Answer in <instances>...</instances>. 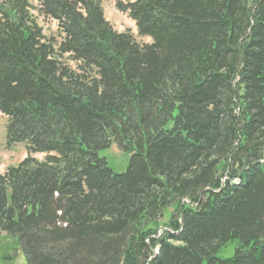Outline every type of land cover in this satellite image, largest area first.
Returning <instances> with one entry per match:
<instances>
[{
    "label": "trees",
    "instance_id": "16d2710c",
    "mask_svg": "<svg viewBox=\"0 0 264 264\" xmlns=\"http://www.w3.org/2000/svg\"><path fill=\"white\" fill-rule=\"evenodd\" d=\"M115 6L150 43L101 0H0V113L27 153L0 234L26 264H264V0Z\"/></svg>",
    "mask_w": 264,
    "mask_h": 264
},
{
    "label": "rangeland",
    "instance_id": "374dc122",
    "mask_svg": "<svg viewBox=\"0 0 264 264\" xmlns=\"http://www.w3.org/2000/svg\"><path fill=\"white\" fill-rule=\"evenodd\" d=\"M129 0H101L104 15L106 19H110L111 25L117 32H131L129 18L123 15L116 9V2L127 3ZM116 22V23H115ZM38 23L42 26L44 33L47 36H54L57 38L56 25L52 21H44L38 19ZM119 29V31L117 30ZM133 35L136 41L140 44L150 43L148 38H142L137 35L134 30ZM69 65L74 67V64L69 62ZM6 125L7 119L0 113V173H4L10 166H17L27 155L24 144H15L8 146L6 144ZM31 157L36 160H43V154H33ZM99 157L107 161L108 167L115 173L121 174L126 171L129 156L117 150L115 145L109 149L99 152ZM169 212L166 213L164 221L168 218ZM234 243L227 246L218 254L219 258H228L233 255ZM0 264H26L24 256L13 245V243L0 234Z\"/></svg>",
    "mask_w": 264,
    "mask_h": 264
},
{
    "label": "crops",
    "instance_id": "0c3cea01",
    "mask_svg": "<svg viewBox=\"0 0 264 264\" xmlns=\"http://www.w3.org/2000/svg\"><path fill=\"white\" fill-rule=\"evenodd\" d=\"M130 2H132L133 0H129ZM123 14V13H122ZM123 15H125L126 17H127V15L126 14H123ZM109 23L111 22L110 21V19L108 20V19H106ZM129 21H130V29H131V34H133V32H134V30L137 32V30H136V26H135V22H133L132 20H130L129 19ZM116 23V22H115ZM111 24V23H110ZM114 28V27H113ZM115 29V28H114ZM116 30V29H115ZM118 31H119V29H117Z\"/></svg>",
    "mask_w": 264,
    "mask_h": 264
}]
</instances>
